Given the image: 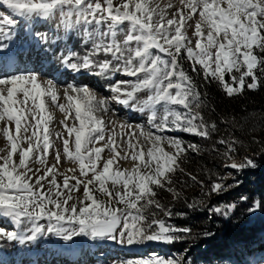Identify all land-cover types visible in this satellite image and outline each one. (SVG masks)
Segmentation results:
<instances>
[{
	"label": "snow or ice",
	"instance_id": "6c2138e0",
	"mask_svg": "<svg viewBox=\"0 0 264 264\" xmlns=\"http://www.w3.org/2000/svg\"><path fill=\"white\" fill-rule=\"evenodd\" d=\"M0 6L8 10L0 12V55L8 50L11 59L16 17L81 32L91 49L63 55V67L103 78L111 99L146 115L148 125L106 120L109 112L115 115L109 100L87 84L68 83L61 98L58 84L37 71L0 72V220L16 229L0 227V240L25 245L50 234L65 243L83 237L122 247L181 241L191 229L168 223L174 213L157 199L158 190L180 200L173 179L178 171L205 196L231 187L220 176L205 192L204 182L182 167L201 147L176 133L210 139L219 131L204 115L207 93L183 62L229 97L264 86V0H0ZM31 36L46 51L47 33L37 29ZM239 143L222 136L212 151L224 146L219 155L226 168H255L252 158H235ZM203 205L201 199L187 207ZM235 207L212 211L227 217ZM261 208L264 201L257 200L248 211ZM112 264L184 261L153 253Z\"/></svg>",
	"mask_w": 264,
	"mask_h": 264
},
{
	"label": "trees",
	"instance_id": "16d2710c",
	"mask_svg": "<svg viewBox=\"0 0 264 264\" xmlns=\"http://www.w3.org/2000/svg\"><path fill=\"white\" fill-rule=\"evenodd\" d=\"M183 64L201 86L200 90L207 93L210 107L204 111V115L207 120L217 123L219 131L210 139L181 133L185 143H196L201 147L199 154L189 152L182 167L185 172L204 182L205 192L213 180L226 173L231 174V179L227 180L231 187H226L220 194L205 196L198 183L178 171L173 179L182 198L173 200L171 193L158 190L157 199L174 213L170 219L165 218L168 223L188 227L191 232L172 244L160 243L157 246L149 242L130 247L120 246V253L127 258L130 249L138 251L147 245L145 249L153 247L155 251L180 256L184 264H249L264 251V208L253 213L248 211L254 201H264V86L258 90L245 89L242 94L229 97L216 82L206 83L202 75L192 73L191 65L186 60ZM213 107L215 111L211 110ZM222 120L229 123H221ZM222 136L238 138L240 143L235 146V158L243 161L245 156L250 157L257 166L239 171L226 168L219 155L224 151V146L217 145L218 151H212V145ZM253 137L259 143H254ZM230 171L234 173L233 178ZM213 173L216 175L212 176ZM241 197L247 199L242 200ZM201 199L204 201L203 206L196 209L187 207L188 203ZM231 199H238V203L227 217L212 211L215 207L233 204Z\"/></svg>",
	"mask_w": 264,
	"mask_h": 264
},
{
	"label": "rangeland",
	"instance_id": "374dc122",
	"mask_svg": "<svg viewBox=\"0 0 264 264\" xmlns=\"http://www.w3.org/2000/svg\"><path fill=\"white\" fill-rule=\"evenodd\" d=\"M0 12H5L7 14L8 10L0 6ZM16 19L18 21V25L13 30L12 43H14L16 39H18V41L23 39L27 33H32L39 29L41 32L47 33L48 40L45 43H48V47L50 45V48L52 46L51 56L57 63L60 62L61 57L65 54L75 53L77 56H82L91 49V43L82 37L81 32H64L62 29L57 28L56 22H32L25 21L20 17H16ZM37 24L40 26L34 27ZM28 30H31L32 32H29ZM190 34L191 33L189 32V35ZM10 43L11 42H9V44ZM41 56L43 57V55ZM44 58L46 59V55ZM21 61H23V59ZM39 64L40 63H37L36 65L30 64L27 66L17 65L4 72L15 73L17 71H37L41 74L42 79H52L58 84L61 98L63 97V89L68 83L78 85L87 84L91 88L95 89L100 96L109 100V107L114 110L115 115H113L112 112H109L105 117L106 120L127 121L133 125L140 124L145 128L148 127L146 115L124 108L111 99L113 94L108 90L103 78L93 76L86 71H81L84 72L80 75L81 77L77 73L74 74L72 71H65L64 74L62 72L60 73V77H58L55 75V70L52 71V66ZM58 67L55 69H61V67ZM119 78L121 77H114V79ZM60 102H64L63 99H61ZM55 116L57 122L62 118V114L58 110L55 111ZM55 127L57 130H60L58 123ZM163 134L169 135L171 133L165 132ZM176 135H179L181 138V133H176ZM4 145L5 141L2 137H0V147H3ZM57 147H59V142H57ZM53 162L52 158H49L48 163L51 164ZM121 165L123 167H130L131 161H121ZM69 166L70 165L68 163L64 164L65 168ZM225 175L229 179L230 175H228V173ZM97 194V196L100 197V194ZM41 223H44V221H41ZM0 227H4L6 230H16L8 220H0ZM147 243L149 244V242ZM151 243L156 245L160 244V242L154 241ZM144 247H147V245L143 246V248H139L138 251H135L134 248L130 249L128 251L127 258H125L123 256L124 254L120 253V245L112 242L100 243L80 237L75 238V242L65 243L49 234L48 236L39 238L35 242H30L25 245H21L17 241L0 240V250L3 251L5 255L4 259L0 253V264H112V262L116 260L145 257L153 253L164 257L181 258L180 256L168 255L162 251H155L156 249H153V247H148V249H145ZM262 257H264V251L261 252L257 258H253L249 264H258Z\"/></svg>",
	"mask_w": 264,
	"mask_h": 264
},
{
	"label": "bare ground",
	"instance_id": "6f19581e",
	"mask_svg": "<svg viewBox=\"0 0 264 264\" xmlns=\"http://www.w3.org/2000/svg\"><path fill=\"white\" fill-rule=\"evenodd\" d=\"M37 26H40V25L37 24L34 27H37ZM33 29H32V31H33ZM28 31L32 32L31 30H28ZM20 37H22V36H20ZM11 43L9 44L10 49L12 50L11 59H9L10 53L8 50H6L3 55H0V62H1L0 63V69L2 70V72L11 69L13 66L25 65V64L26 65L27 64H35L36 65L37 63H40L39 65L45 64L47 66L48 65L52 66V71L55 70L54 71L55 75L58 77H60V75H61L60 73L63 72V74H64L65 71H70V70L66 69L65 67H63L61 60L59 63H57L56 60H54L52 58V56H51L52 46L50 48V45L48 47V43L47 44L45 43L44 48L46 49V51H42L41 45L37 42V40L33 36H31V33H27V35L23 39H21L19 41H18V39H16L14 43H12V44ZM37 53H39V54L37 55ZM41 55H43V57ZM45 55H46V59L44 58ZM22 59H23V61H21ZM58 66L61 67V69H63L64 71L61 70ZM56 67H58L59 70L55 69ZM73 73L75 74L76 72H73ZM82 73H84V72H79L77 74L80 76V75H82ZM80 77H78V78H80ZM228 175H229V173H228ZM230 178H231V174H230L229 179ZM235 200L236 199H234L233 201H235ZM0 253L2 254L1 256L5 259L4 252L0 250Z\"/></svg>",
	"mask_w": 264,
	"mask_h": 264
},
{
	"label": "built area",
	"instance_id": "2783aa9c",
	"mask_svg": "<svg viewBox=\"0 0 264 264\" xmlns=\"http://www.w3.org/2000/svg\"><path fill=\"white\" fill-rule=\"evenodd\" d=\"M225 176V175H224ZM226 177V176H225ZM228 180V179H227ZM227 180L226 181H223L226 185H227ZM238 202V199L235 200V201H232V203H237Z\"/></svg>",
	"mask_w": 264,
	"mask_h": 264
}]
</instances>
